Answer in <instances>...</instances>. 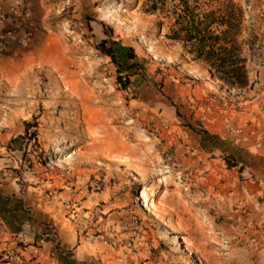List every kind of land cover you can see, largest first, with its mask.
<instances>
[{"label":"rangeland","instance_id":"obj_1","mask_svg":"<svg viewBox=\"0 0 264 264\" xmlns=\"http://www.w3.org/2000/svg\"><path fill=\"white\" fill-rule=\"evenodd\" d=\"M64 1L46 16L38 32L30 26L35 40L6 62L11 78L0 77V147L4 149L0 158L16 155L14 172L21 190L24 185L37 188L43 184L44 197L53 194L47 200L51 201L61 191V179L78 167V157L86 155L85 149L107 141L112 155H105L126 158L129 169L106 161L104 154L97 155L86 166L96 169L90 182L102 189L109 174L110 184L127 190L140 205L141 193L154 191L150 200L156 204L157 219L170 214L160 206L165 200L175 206L178 222L184 226V217L192 216L198 227L204 210L210 215L216 210L200 201L207 194L206 174L216 171L217 165L224 171L236 166L235 140L222 138V131L236 130L238 114H244L249 102L261 94L254 87L263 79L259 72L264 67V0H86L88 5L73 0L71 8ZM182 5H189L198 19L210 12L215 17L236 14L228 5L240 9L237 39L243 43L246 59L244 87L222 85L204 62L194 59L189 45L174 38L184 35L177 24L185 13ZM102 40L106 49L112 48L117 62L97 47ZM45 52L61 55L71 71L80 70L95 103L63 93L58 81L40 65ZM244 119L243 137L248 142L254 138L253 128L249 130L252 123L248 117ZM6 131L12 136H4ZM198 131H206L210 137L202 139ZM246 146L239 150L242 158L249 153ZM202 147L209 150L203 157ZM145 151L157 159L149 158ZM207 163L214 166L207 170ZM48 168L52 176L46 174ZM216 177L212 174L208 180L213 188L219 180ZM175 196L178 203L172 202ZM189 198L195 200L192 206H187ZM248 214V209L226 203L221 223L225 264H264L259 254L264 246L254 248L258 234L248 231ZM262 227L257 231H264ZM25 242L16 241L8 227L0 224V264H39L26 255Z\"/></svg>","mask_w":264,"mask_h":264},{"label":"crops","instance_id":"obj_2","mask_svg":"<svg viewBox=\"0 0 264 264\" xmlns=\"http://www.w3.org/2000/svg\"><path fill=\"white\" fill-rule=\"evenodd\" d=\"M25 1L31 8L29 25L36 27L37 32L46 16L55 10V6L60 8L63 5V0ZM76 1L77 5H88L86 0ZM2 28L4 25L0 26ZM21 49L23 50L13 46L1 56V78L10 80L11 73L6 62ZM259 75L263 79L256 83L254 90H261V94L249 102L244 114H238L240 120L235 124L236 130L233 128L231 133L226 129L222 131V138L231 137L235 140L234 144L238 148L233 155L236 166L224 171L222 165H217L215 171L209 167L214 165L205 164L206 169L210 170L205 176L207 194L200 201L206 202L204 207L211 206L216 210L212 215L204 210L198 227L193 225L192 216L184 217V226L182 222H178L179 215L175 206H169L165 200H161L160 206L170 211V214L163 219H156L157 217L142 209L140 203L135 204L127 190L120 191L117 184H110L109 174L104 178L102 189L100 186L98 191L91 188L98 185L89 181L90 176L96 174V169L86 166H91L89 161L97 155H112L107 141L102 142L99 147L90 146L85 149L86 155L78 157V167L71 175L61 179V191L51 201L44 197L46 186L43 184L37 188L24 185L21 190L14 172L18 163L16 155L0 158V224L8 227L16 241L27 240L24 243L27 247L23 250L33 263L225 264V237L221 223L227 203L230 207L249 210L246 220L249 222L248 231L254 230L252 235L258 234V243L254 244V248H262L264 231H257L256 228L261 229V225L264 228V67L260 69ZM245 116L252 123L249 130L253 128L254 133L252 130L250 133L255 138L251 137L248 142L243 137L246 133V129L242 128ZM6 133L8 134L4 136H12V132ZM188 135L191 140L194 139L190 133ZM243 144H247L249 150L246 158H242L239 151ZM2 150L4 149L0 147V154ZM145 152L149 158L157 159ZM199 152L203 157L209 150L202 147ZM212 174L222 180H216L214 188L208 183ZM214 189L216 192H210ZM173 201L178 203L179 200L175 196L172 197ZM193 201L195 200L189 198L187 206H192ZM237 215L238 210L234 216ZM133 216L140 220L139 226L133 232H124L123 225ZM167 223L173 225L174 231L168 229ZM50 229H53L54 235ZM109 231H114L115 239L111 241L115 242L113 246L102 243L98 238L99 234ZM176 234L180 240L175 239ZM181 239L184 243H181ZM259 254L264 262V250Z\"/></svg>","mask_w":264,"mask_h":264},{"label":"trees","instance_id":"obj_3","mask_svg":"<svg viewBox=\"0 0 264 264\" xmlns=\"http://www.w3.org/2000/svg\"><path fill=\"white\" fill-rule=\"evenodd\" d=\"M184 7V16L178 19V32L183 37L174 36L191 47L195 60L204 62L211 71V76L228 89L242 88L247 83L246 59L242 55L243 43L237 39L240 31L242 13L236 5H228L236 14L215 17L213 12L197 18L189 5ZM232 16V17H231ZM219 28H223L219 31ZM251 48V43H248ZM97 47L112 61L117 57L112 48L106 49L102 40ZM130 51V50H129ZM124 88L126 81H123ZM195 132V129L192 128ZM202 137H210L206 131H198Z\"/></svg>","mask_w":264,"mask_h":264},{"label":"built area","instance_id":"obj_4","mask_svg":"<svg viewBox=\"0 0 264 264\" xmlns=\"http://www.w3.org/2000/svg\"><path fill=\"white\" fill-rule=\"evenodd\" d=\"M64 5L67 8H71L75 5L73 0H65ZM31 16L30 5L25 0H0V26L4 25V28L0 29V59L4 55L5 51L13 46L25 47L33 38L32 29L29 25V19ZM82 36L86 34L85 30L80 33ZM255 48H259V45H255ZM46 174L52 176V169H46ZM35 185V183H34ZM1 187V182H0ZM96 191L99 190V185H94ZM52 193H47L45 198L50 200ZM140 220L133 216L131 220L123 225L124 232H133L139 226ZM99 240L104 244L114 245V231L99 234Z\"/></svg>","mask_w":264,"mask_h":264},{"label":"bare ground","instance_id":"obj_5","mask_svg":"<svg viewBox=\"0 0 264 264\" xmlns=\"http://www.w3.org/2000/svg\"><path fill=\"white\" fill-rule=\"evenodd\" d=\"M67 62L59 54L45 52L41 56L40 65L41 67L47 68L49 74L58 81V84L61 86L63 93L67 92L70 96L73 97V99L84 103H95V96L80 75V70L79 72L71 71L68 67ZM92 134H95V132L93 131ZM103 156L106 161L119 166H124L126 169H129L128 164H126V158L122 157L119 159L105 154ZM145 192L141 193L142 207L156 217V204L152 202V200H150V198L154 197L156 193L152 191L149 192L148 195H146ZM167 225L170 231H174L173 225L171 223H167ZM175 239L180 240L177 234L175 235ZM181 243H184L182 239Z\"/></svg>","mask_w":264,"mask_h":264}]
</instances>
